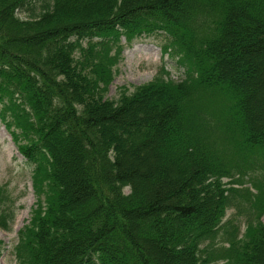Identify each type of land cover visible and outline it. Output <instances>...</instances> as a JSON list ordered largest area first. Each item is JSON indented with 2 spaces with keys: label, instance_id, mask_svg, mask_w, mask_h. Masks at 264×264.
Wrapping results in <instances>:
<instances>
[{
  "label": "trees",
  "instance_id": "16d2710c",
  "mask_svg": "<svg viewBox=\"0 0 264 264\" xmlns=\"http://www.w3.org/2000/svg\"><path fill=\"white\" fill-rule=\"evenodd\" d=\"M38 1L0 0V121L39 197L17 264H264V0ZM151 33L185 78L106 98L111 49Z\"/></svg>",
  "mask_w": 264,
  "mask_h": 264
},
{
  "label": "rangeland",
  "instance_id": "374dc122",
  "mask_svg": "<svg viewBox=\"0 0 264 264\" xmlns=\"http://www.w3.org/2000/svg\"><path fill=\"white\" fill-rule=\"evenodd\" d=\"M42 1L37 2L35 12L40 11ZM20 16L29 18L31 12L20 13ZM168 44L169 38L165 33L143 34L131 40L124 35L121 36L119 43L111 49V56H117V61L112 65L113 78L106 90V98L117 100L123 92L131 94L138 87L152 82L161 73H165V77L173 81L179 82L184 79L187 68L178 63V58L172 55V49L165 48ZM33 168V165L20 154L11 134L0 121V193L6 194L11 199L5 202L4 206L8 205L14 212L7 228L0 225V264H17L15 249L20 240V232L30 224L32 210L37 206L39 197L34 189ZM236 177L244 181L234 186L239 188L243 195H250L251 202H256L259 191L254 186L255 179L252 176L237 175ZM224 181L228 183L230 179ZM246 189L250 190V194L245 191ZM128 192L126 189V193ZM45 198L46 196L42 194L43 202ZM248 206V202L243 201L239 209L233 207L228 210L225 218V221L233 220L238 224L239 237L247 230L249 220L254 224L258 221L255 215L250 216ZM260 222L264 223V215ZM221 245L223 243L220 239L217 240L212 252H216ZM217 263L222 264V261Z\"/></svg>",
  "mask_w": 264,
  "mask_h": 264
}]
</instances>
